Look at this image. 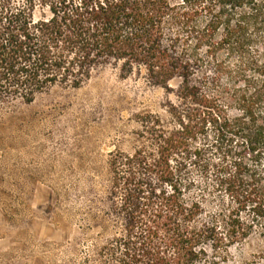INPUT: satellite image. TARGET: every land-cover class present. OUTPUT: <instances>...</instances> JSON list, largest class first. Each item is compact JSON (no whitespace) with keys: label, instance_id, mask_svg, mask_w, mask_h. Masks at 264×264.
I'll use <instances>...</instances> for the list:
<instances>
[{"label":"trees","instance_id":"1","mask_svg":"<svg viewBox=\"0 0 264 264\" xmlns=\"http://www.w3.org/2000/svg\"><path fill=\"white\" fill-rule=\"evenodd\" d=\"M108 66L175 95L169 119L141 115L150 144L110 160V259L221 264L264 237V0H0V103ZM193 169L230 207L206 213Z\"/></svg>","mask_w":264,"mask_h":264},{"label":"rangeland","instance_id":"2","mask_svg":"<svg viewBox=\"0 0 264 264\" xmlns=\"http://www.w3.org/2000/svg\"><path fill=\"white\" fill-rule=\"evenodd\" d=\"M169 100L173 92L108 66L80 87L0 103V264H118L103 250L120 226L110 160L150 144L140 117L169 119ZM191 175L206 213L230 207L210 177ZM260 233L230 246L221 264H264Z\"/></svg>","mask_w":264,"mask_h":264}]
</instances>
